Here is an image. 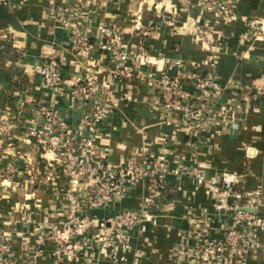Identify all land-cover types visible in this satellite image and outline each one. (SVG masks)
<instances>
[{
    "label": "crops",
    "instance_id": "obj_1",
    "mask_svg": "<svg viewBox=\"0 0 264 264\" xmlns=\"http://www.w3.org/2000/svg\"><path fill=\"white\" fill-rule=\"evenodd\" d=\"M21 1L14 8L0 6V39H9L18 53L5 61V69L0 64V171L13 170L9 178L0 177V264L6 257L23 264H116L122 258L129 264H197L185 252L199 245L203 224L209 233L202 239H221L233 226L227 204L264 217V201L255 199L228 196L216 207L226 183L236 191L264 195V0H225L235 17L204 11V0H82L83 21L91 24L88 54L75 50L57 13L68 0ZM109 22L119 25L130 51L145 48L171 75L214 76L218 96L205 135L186 133L154 104L157 67L144 79L115 75L117 63L101 48L97 28ZM46 59L60 63L66 81L61 89L44 84L40 65ZM149 68L142 65L139 72ZM86 77L116 104L92 139L101 157L124 165L147 155L188 172L166 175L168 188L159 191L154 204L144 203L147 189L139 186L114 207L89 211L96 219L129 208L142 212L143 221L130 231L129 250H86L72 260L59 259L48 236L63 229L68 192L88 197L92 179L71 187L55 155L27 129L32 104L51 102L68 115L76 138H89L81 123L84 109L68 98L70 83ZM188 82L186 88L193 89ZM255 236L254 245L239 255L225 252L219 264H264V230Z\"/></svg>",
    "mask_w": 264,
    "mask_h": 264
},
{
    "label": "built area",
    "instance_id": "obj_2",
    "mask_svg": "<svg viewBox=\"0 0 264 264\" xmlns=\"http://www.w3.org/2000/svg\"><path fill=\"white\" fill-rule=\"evenodd\" d=\"M69 1L60 5L57 13L69 32L75 50L88 54L92 47L91 24L89 20L83 21L82 18L85 12L84 2ZM21 4H23L21 0H0V6L14 8ZM202 9L215 16L235 17L233 8L225 0H204ZM97 28L103 40L101 48L111 54L117 63L115 71L117 77L132 79L139 76L144 79L154 74L152 66L157 67L160 74L153 80L156 91L154 104L163 111L168 120L178 124L186 133L199 138L207 133L210 123L209 112L218 96L216 81L211 73L171 75L167 68L161 67L159 59L150 55L145 48L137 52L130 51L123 43V33L116 22L101 23ZM142 65L150 67L147 69L148 73L139 72ZM40 74L44 84L49 88L61 89L66 84L61 65L56 59L44 60L40 65ZM188 80L194 87L191 90L186 88ZM260 91L264 93V87ZM68 98L72 104L76 103L84 109L81 123L89 138H76L68 115L51 102L32 104V117L27 129L28 135L36 138L43 150L55 155L57 165L63 169L71 187H76L85 178L92 179L88 197L76 195L71 190L68 192L70 203L63 221V229L48 236L56 244L53 254L59 259L72 260L86 250H129L130 231L143 221L142 212L129 208L108 218L96 219L89 211L114 207L139 186L147 189L143 196L144 203L154 204L159 201V192L155 184L164 183L169 173L187 174V167L172 169L147 155L142 159L133 158L124 165L110 163L92 148V139L98 132L100 123L115 110V102L100 92L91 77L74 79L70 83ZM88 104L90 108L86 109ZM83 149H88V155H82ZM12 171L10 168L6 171L7 174L0 171V177L9 178ZM196 177L199 182L204 180L201 172L196 173ZM224 187L219 199L221 204H217V208L222 207L228 196H233L235 201L242 199L264 201V195L236 191L231 189L228 183ZM234 204L226 205L231 211L233 226L227 228L221 239H202L209 233L208 224H203L197 233V236L201 237L199 245L190 247L189 254L188 250L185 252L190 256V260L194 258L197 264H219L225 252L239 255L244 247L256 243L255 231L264 230V217ZM3 248L13 255L9 247ZM3 262L23 264L14 257H6ZM26 262L36 264L31 260ZM116 264L129 263L122 258Z\"/></svg>",
    "mask_w": 264,
    "mask_h": 264
},
{
    "label": "trees",
    "instance_id": "obj_3",
    "mask_svg": "<svg viewBox=\"0 0 264 264\" xmlns=\"http://www.w3.org/2000/svg\"><path fill=\"white\" fill-rule=\"evenodd\" d=\"M17 56L18 53L13 48L11 41L9 39H0V64L3 66V68L5 69L4 64L7 59L12 58L13 60ZM155 186L157 191H160L162 194H164L168 188L164 183H157ZM166 194H168V191Z\"/></svg>",
    "mask_w": 264,
    "mask_h": 264
}]
</instances>
